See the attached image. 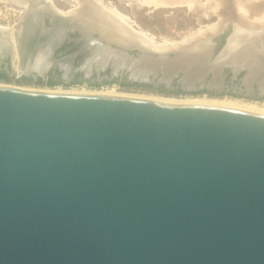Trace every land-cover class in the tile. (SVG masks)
Wrapping results in <instances>:
<instances>
[{
	"label": "water",
	"instance_id": "1",
	"mask_svg": "<svg viewBox=\"0 0 264 264\" xmlns=\"http://www.w3.org/2000/svg\"><path fill=\"white\" fill-rule=\"evenodd\" d=\"M220 1L199 67L185 65L195 41L154 51L48 11L41 31L61 29L68 42L50 59L77 56L66 79L51 69L19 78L264 101V24ZM49 4L31 9L39 17ZM247 42L249 52L229 57ZM88 49L101 68L86 75ZM0 264H264V115L0 86Z\"/></svg>",
	"mask_w": 264,
	"mask_h": 264
},
{
	"label": "bare ground",
	"instance_id": "2",
	"mask_svg": "<svg viewBox=\"0 0 264 264\" xmlns=\"http://www.w3.org/2000/svg\"><path fill=\"white\" fill-rule=\"evenodd\" d=\"M49 1V6L39 9V17L34 15L33 9H31L32 0H0V3L13 8V12L20 13L21 16L11 26H3L0 24V66L6 64V55L10 53L12 66L14 70L25 73H43L48 70L59 71L63 78H67L68 69L71 63L75 60L77 52H70L60 57L59 59H50L55 47L68 45L65 41V32L61 29L48 32L51 36H46V31H41V20L44 12H54L64 17H67L71 24L78 26L83 33H90L94 28L106 30L108 32H115L116 34L124 37L131 42H135L143 47H146L154 51H164L170 47L174 48L180 44H185L191 41L194 44H200L198 49L194 53L191 59L185 60V65L190 67H199L200 63L205 59L206 54L210 53V47H208L206 39L207 33H216L219 28V24L223 21V15L221 14L222 3L220 0H204L200 4L207 7L212 2V8L210 13L216 17V21L199 26L196 30L189 31L187 33H180L179 31L173 32L172 27L165 36L156 38L151 33L136 26V23L126 15L121 14L118 9L109 4L104 3L101 0H87L92 1L95 5L100 7V13L89 10L88 5L82 4L77 0L70 9L61 10L54 6L53 0ZM65 1V0H64ZM137 4L156 9H168L169 5L175 3H181L184 1L188 10L194 9V0H134ZM211 1V2H210ZM30 4V5H29ZM80 4V8L76 7ZM179 6V5H177ZM181 6V5H180ZM74 7V8H73ZM88 7V8H87ZM176 7V6H175ZM236 13L239 17L245 21L264 24V0H236L235 1ZM98 11V10H97ZM39 21V22H38ZM111 27V28H110ZM43 30H46L43 29ZM48 30V29H47ZM50 31V30H49ZM173 33H171V32ZM206 35V36H205ZM38 36V37H37ZM176 37V38H175ZM201 37V38H200ZM36 38L39 39L35 48H32V44H35ZM199 38V39H198ZM118 41V40H117ZM203 41H205L203 43ZM251 45L247 42L239 49L235 50L231 56H236L249 52ZM92 49H88V56L83 60L79 66L80 70H84L88 75L93 68L100 69L101 64L95 62L97 56L92 55ZM96 51V50H94ZM218 61V60H215ZM95 66V67H94ZM18 75V74H17ZM2 87H10L21 90L40 91V92H54V93H77V94H92V95H106L115 97H126L134 99H145L157 102L172 103V104H200L210 105L216 107H225L230 109L243 110L247 112L263 114L264 115V103H256L253 101L243 100L233 97H209L202 96H186V97H170L160 94L145 93V92H133L118 90L115 87H108L105 89H88V88H70L62 89V87L56 88H40V87H26L16 86L10 84L0 83Z\"/></svg>",
	"mask_w": 264,
	"mask_h": 264
},
{
	"label": "rangeland",
	"instance_id": "3",
	"mask_svg": "<svg viewBox=\"0 0 264 264\" xmlns=\"http://www.w3.org/2000/svg\"><path fill=\"white\" fill-rule=\"evenodd\" d=\"M104 3H109L115 6L118 11L131 18L132 21L136 23V26L139 28L151 33L156 38L165 36L168 30L172 27L173 22V30H177L180 33H187L189 31L196 30L199 26L205 25L207 23H212L216 21V17L210 13L212 8V2L207 5V7L202 6L200 3L204 0H194V9L188 10L183 4L184 1L181 3H175L173 5H169L168 9H156L150 7H145L142 5L137 4L134 0H101ZM54 6L61 9L66 10L70 9L71 6L76 2L74 0H53ZM221 3V2H220ZM179 5V6H177ZM181 5V6H180ZM222 5V4H221ZM176 6V7H175ZM221 14L224 15L225 9L221 7ZM22 12L15 13L13 12V8L6 5L5 3H0V24L3 26H11L15 23L18 18L21 16ZM171 32V31H170ZM176 38V37H175ZM18 74V75H17ZM20 73L14 70L13 66L11 65V71H9V78L7 80L0 79V83L3 84H12L16 86H26V87H40V88H47L49 86L46 85L47 77L42 76L41 81L39 84L35 83L33 80H25L19 78ZM158 86V85H157ZM62 87V89H70V88H88V89H105L108 87H115L118 90H125V91H133V92H145V93H153V94H160L164 96L170 97H186V96H202L206 95L209 97H231L229 95H222V96H213L207 95L205 93H181V94H172V93H165L161 91L158 87H153L150 85H141V86H122L115 83L110 84H100L97 86H89L87 83H79L70 86H61V85H54L50 88ZM237 98V97H233ZM243 99V98H239ZM248 101H253L256 103H264L262 100H252V99H243Z\"/></svg>",
	"mask_w": 264,
	"mask_h": 264
},
{
	"label": "flooded vegetation",
	"instance_id": "4",
	"mask_svg": "<svg viewBox=\"0 0 264 264\" xmlns=\"http://www.w3.org/2000/svg\"><path fill=\"white\" fill-rule=\"evenodd\" d=\"M0 75H3V77H6V80L9 78V77H7L6 72L2 68L0 70ZM1 79H3V78H1ZM46 79H47L46 85L49 86V87H52L54 85L70 86V85H74V84L83 83V82H78V80H71L68 83H64L58 77H55V76H49ZM37 84H39V83H37ZM89 86H91V85H89Z\"/></svg>",
	"mask_w": 264,
	"mask_h": 264
},
{
	"label": "trees",
	"instance_id": "5",
	"mask_svg": "<svg viewBox=\"0 0 264 264\" xmlns=\"http://www.w3.org/2000/svg\"><path fill=\"white\" fill-rule=\"evenodd\" d=\"M1 78H3L4 80H6V77H3V75H0V79ZM132 85H135V84H132ZM122 86H125V85H122ZM172 94H181V92L180 91H176V92H173Z\"/></svg>",
	"mask_w": 264,
	"mask_h": 264
}]
</instances>
